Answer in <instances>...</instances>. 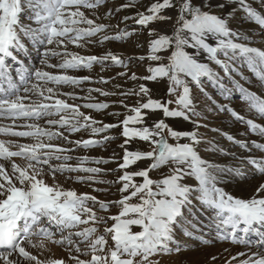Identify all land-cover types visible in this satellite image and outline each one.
Returning a JSON list of instances; mask_svg holds the SVG:
<instances>
[{"label":"snow or ice","instance_id":"obj_1","mask_svg":"<svg viewBox=\"0 0 264 264\" xmlns=\"http://www.w3.org/2000/svg\"><path fill=\"white\" fill-rule=\"evenodd\" d=\"M233 2L236 7L221 16L213 13V0H153L146 11L137 10L133 16L122 17L125 28L120 29L118 24L97 21L134 8L135 0L107 9L103 17L97 10L106 0H0V135L34 141L18 143L0 139V264H65L62 259H40L33 253L37 249L42 254L46 241L63 245L71 264H161V259L153 257L181 254L184 258L179 264H216L215 255L203 261L195 258L201 246L215 239L244 244L249 249L232 256L225 264H264V142H260L264 141V122H258L264 121V95L241 83V80L251 83L243 71L247 67L264 87V49L253 46L252 37L229 23L237 13H243V18L258 25L264 33V0H255L259 7L250 0ZM82 9L89 10L93 18ZM25 14L28 22L22 19ZM129 20L134 22L131 31L126 23ZM153 24L169 27H149ZM113 27L114 34H108ZM138 28H147V59L157 63L149 67L150 75L137 77L132 73L129 78L146 81L167 78L169 98H153L144 84L139 85L138 91L118 93L89 88L85 97L74 92L60 93L48 86L108 83L111 77L99 76L94 80L91 75L67 73L91 70L93 64H100L101 72L109 65L127 68L120 54L107 51L100 56H85L70 51L69 46L84 48L87 44L123 41L136 34ZM261 39L264 40V35ZM28 45L36 52L41 67L26 66L20 58V54L29 51ZM168 50L171 53L164 63L161 53ZM52 57L61 59L53 64ZM131 59L145 57L128 58ZM9 61L18 67L12 69ZM44 68L62 71L53 73ZM117 75L125 76L127 72ZM205 80L228 103L214 98L206 90ZM116 87L119 89L120 85ZM193 87L199 89L202 99L194 95ZM93 91L102 96L134 94L147 99L131 107L132 114L118 124H104L81 111V108L97 112L109 108L108 102H90L94 99L90 95ZM61 95L66 98H60ZM78 99L89 102L79 104ZM235 99L246 107L237 111L232 105ZM120 104L128 108L123 99ZM157 111L160 118L151 120L150 113ZM224 112L260 138L241 140L219 128L210 129L248 153L236 157L212 144L217 151L232 155L237 160L235 167L206 160L197 150L198 145L207 142L200 129L209 128L206 122L209 114ZM42 119L44 126L39 123ZM168 120L183 122L191 128L174 129ZM116 127H122L125 138L120 146L125 149L123 162L113 170L125 169L113 182L121 184L119 200H98L90 193H78L56 182L57 173L84 172L92 175L77 176V181L106 183L95 180V174L103 169L85 164H107L109 160L64 155L74 149L52 141L62 140L66 145L85 149L101 146L115 137L105 135L100 139L73 141L69 135L90 128L96 136ZM136 138L148 142L150 150L128 151L125 145ZM170 138L175 142L169 143ZM15 158L24 162L17 163ZM72 159L79 163L75 166L66 163ZM145 159L151 161L147 167L127 170ZM53 160L65 163L53 164ZM161 167L168 168L167 174L160 179L151 178L149 173ZM225 174L229 181L249 185V198L234 196L220 187ZM46 175H51V184L45 182ZM135 178H141L142 182ZM133 197L137 203H130ZM89 204H98L103 210L119 206L120 211L111 217L98 216ZM201 217L207 220L206 224ZM109 219L113 221L111 226L100 231L98 225H107ZM133 225L140 230L133 231ZM213 229L215 236L211 234ZM252 236L256 237L255 242ZM252 247L261 250L251 251ZM81 255L90 258L81 259Z\"/></svg>","mask_w":264,"mask_h":264},{"label":"rangeland","instance_id":"obj_2","mask_svg":"<svg viewBox=\"0 0 264 264\" xmlns=\"http://www.w3.org/2000/svg\"><path fill=\"white\" fill-rule=\"evenodd\" d=\"M129 2V0H106V3L97 10V14L101 17H103L104 12L107 11L109 8H116L119 7L120 5ZM153 2V0H135V7L134 8H129V9H123L120 11L118 14H115L112 18L110 19H105L102 18L98 20V23H105V24H112L113 26L119 25L120 29L125 28V23L122 22V17L124 16H133L139 11H146V8L150 6V4ZM254 4V6L259 7V5L255 2V0H250ZM217 4H223V7H218L216 6ZM236 7L235 3L233 0H213V8L212 11L213 13L217 15H227L229 12H231L234 8ZM84 10V9H82ZM86 15H89V18H93L89 14V10H84ZM169 15L170 12L168 13ZM22 19L26 22L27 21V14L22 16ZM127 25L129 26L128 30H132V26L134 22L132 20H129L126 22ZM230 26L233 27L234 29H238L245 33L247 36L252 37L255 40V43L253 46L255 47H261L264 49V40L261 39V35H264V33L261 32V29L258 25L254 24L253 22H250L243 18V13H237L232 19L229 21ZM138 27V26H137ZM149 27H158L159 29H167L169 25L167 24H159V25H149ZM115 27L112 29L108 30V34H114L115 32ZM92 39H97L96 37ZM149 35H148V30L147 28L144 29H139L137 30L136 34L128 37L126 40L123 41H116V40H110L106 41L103 44H87L84 48L77 47L76 45H70L69 50L78 52L80 55H96L100 56L106 53L107 51H111L113 53H118L120 54L121 58L125 59L126 64L128 65L127 68L119 65H109L106 67V70L101 72V65L100 64H93V67L91 70L89 69H80V70H68V75H74V76H84V75H91L94 80H96L99 76H103L106 79L107 78H112L108 83H99V82H85L81 84L79 87L71 86V85H52L49 84V87H54L56 88L60 93H70L74 92L78 97H85L88 96L89 93L87 92V89L92 88H101L105 91L109 92H120V91H127V90H137L139 89V85L144 84L146 85L150 90V95L153 98H169L168 97V88H169V82L167 78L164 79H158L156 81H146L143 79H130L129 77L131 76L132 73H135L137 77H144L150 75L149 72V67L156 66L157 62L151 61L147 59L148 54H149ZM27 44V41H25ZM29 51L26 56L24 54H20L21 59L25 62V64H28L32 61L33 65L36 67H41L39 64V58L36 61L37 54L34 50L31 49V46L28 45ZM32 52H31V51ZM191 51V49H189ZM29 53H31V60L28 57ZM171 53V50H168L166 52L161 53L165 57L164 63H167V56H169ZM145 57V59L140 60V59H131L130 61L128 60L129 57ZM29 59V60H27ZM61 58L60 57H52L50 60V63H57ZM10 67L14 69L15 67H18L17 65H12L11 61H9ZM213 68H215L217 71L220 72L221 75H223V71L219 69L215 64L211 65ZM43 70L45 71H51L53 73H59L62 70L59 69H49V68H44ZM244 74L246 76H249L251 78V83H246L245 81L241 80V83H244L246 87H250L252 91L257 92L259 95H264V87L261 86L260 81L251 73L247 67L243 69ZM120 72H127V75L125 76H118L117 73ZM13 76L16 75V73L12 72ZM239 79V77H237ZM116 85H120V88L118 89ZM204 86L206 90L213 95L214 98L221 100L224 103H228V101H224L222 97L218 95L216 92V89L208 83L206 80L204 81ZM231 86V85H229ZM193 93L194 95H197L198 98L202 99V94H200L199 89L193 87ZM91 97L94 99L90 102H108L109 103V108L105 110H101L99 112L95 110H90V109H85L81 108V111L85 112V114H90L95 120L97 121H102L104 124H118L120 121L125 119L126 115H131L132 113L129 111V109L133 106H135L138 101L143 102V100H146L147 97L141 98V96L137 95H128L127 97H121L119 95H110V96H102L99 93L93 91L91 94ZM60 98H66L63 95L60 96ZM123 99L124 105H127L128 108H125L123 105L120 104V100ZM85 101L83 99H78L76 103L83 104ZM69 103H72L71 100H69ZM232 105L234 108H236L237 111H241L243 108L246 107V105H243L239 99H235L232 102ZM175 106V105H173ZM243 114V112H242ZM161 113L160 112H155V113H150V118L151 120H156L160 118ZM58 118V117H55ZM170 124L171 127L174 129L178 130H184V129H190L191 125L185 124L180 121H172L168 120L166 121ZM209 124V128H201L200 132L204 133L205 135V140L207 141L206 143H201L198 145L197 150L199 154L201 155L202 158L206 160L213 161L219 165L222 166H227V167H235L237 166V160L236 162H231L227 163L223 161L222 157H225L226 155L223 154L222 151H217L215 148L212 147V144L215 143L216 145L219 146L220 149H222L224 152H232L235 154L236 157L240 156H246L248 155L247 152H245L241 147L238 145H235L232 141L227 140L220 132H213L210 129L212 128H219L223 132H228L231 135H233L236 139H241L245 140V133L246 135H252L247 129L246 126L241 125L239 122H236L233 120V118L230 116L229 113L224 112V113H215V114H209L208 121H206ZM258 122H264V121H258ZM8 123V122H7ZM41 126L45 125V120L42 119L39 121ZM237 128V131H233L231 128ZM100 126V125H97ZM131 126V125H130ZM242 128H239V127ZM61 131H65L64 129H60ZM243 131V133H242ZM122 127H116V128H111L107 130L105 133L98 134L96 136H93L91 133V129H82L78 133H73L69 135L70 140H86L89 138H94V139H100L103 136H113L115 139L110 140L106 142L105 144L101 146H96V147H90V148H82V147H76L74 145H66L64 141L62 140H55L52 141L53 143H58L61 146H66L73 148V151L64 153V155H70L72 157H82V156H89V157H103L106 160H109L110 162L107 164H95L92 162H88L85 164L86 167H99L103 169L104 171L95 174V180L96 181H107L106 183H98V182H80L76 180L77 176L81 175H92L89 173H84V172H65V173H57V177H61L65 179L64 182V188H73L75 189L78 193H90L91 195H94L97 197L98 200H103V201H115L119 200L121 198V193L118 191V189L121 187L120 183H113L118 179L119 176L123 174L125 169H120L118 171H113L114 169H118V165L123 162L122 158L124 155V148L120 147L121 145L124 144L125 138L122 136ZM65 135H68V133L65 131ZM3 138H8L9 140H14L18 143H33L34 141L32 138H17V137H12V136H3L0 135V139ZM260 138H257L259 140ZM175 141L172 140L171 138L169 139V143H174ZM185 142V141H181ZM125 148L128 149V151H147L150 150V146L148 142H144L139 140L138 138L133 139L130 141L128 145H125ZM15 150V149H13ZM255 151V150H254ZM225 155V156H224ZM17 163H23L20 158H15ZM53 164H58V163H65V161H56L53 160L51 161ZM66 163L71 164L73 166L77 165L79 162L76 159H72L67 161ZM151 161L149 160H141L138 161L135 165L130 166L127 170L128 171H137L142 168L147 167ZM47 171V169H46ZM168 168L167 167H161L159 169L153 170L149 173L150 177L153 179H160L162 178L163 175L167 174ZM69 177H71L69 179ZM136 181L142 182L141 178H135ZM221 184L219 185L220 187H224L225 190H229V187H234L233 183L234 181H229L227 174H225L223 177H221ZM51 184V183H50ZM94 189H105L106 191H94ZM232 194V193H231ZM138 200L137 198L133 197L130 200V203H137ZM89 207H93V210L96 212L98 216H103V217H111L114 215H117L120 211L119 206H113L109 207L107 210H103L99 207L98 204L92 205L89 204ZM201 219L204 220L205 224L207 223V220L204 217H201ZM113 223L112 220L107 221V225H98V228L100 231L103 230L104 227H110L111 224ZM133 231H139L140 228L139 226L133 225L132 226ZM205 239L208 238V229H205ZM99 234V232L97 233ZM213 236H215V230H212L211 233ZM108 238V237H106ZM109 239V244L112 243V241ZM252 241L255 242L256 237L252 236L251 237ZM224 243H231V244H236L237 246H246L244 244H238V243H233L230 240H219L215 239V241L209 245H221ZM47 245H52L56 248L57 251H60V248L62 246L63 252L65 247L63 245H59L50 241H46ZM208 246V245H206ZM206 246H201L198 250L203 249ZM58 248V249H57ZM52 251V250H51ZM73 255L76 253L73 252ZM232 256H224L220 259H217L216 264H225L226 260L231 259ZM67 259L65 260V264H71L69 261V255L66 257ZM81 259H86L90 257H85L81 255ZM184 258V254H181L180 256L177 255H172V256H164V257H153V259H161V264H179V261ZM243 257H241L242 259ZM51 259H59V258H54L52 257Z\"/></svg>","mask_w":264,"mask_h":264},{"label":"bare ground","instance_id":"obj_3","mask_svg":"<svg viewBox=\"0 0 264 264\" xmlns=\"http://www.w3.org/2000/svg\"><path fill=\"white\" fill-rule=\"evenodd\" d=\"M170 14L172 15L173 13L170 12ZM26 22H28V21H26ZM27 54H28V52L25 53L24 56H26ZM28 57H30L29 58L30 60L32 59L31 53H29ZM29 59H27V60H29ZM37 59H38V57L36 58V61H37ZM32 61H33V59H32ZM32 61L28 64H25V62H24V64L26 66L33 65ZM7 122L8 121H4V123H7ZM235 127H238V126L234 125V128H231V129L233 131H237L238 129ZM239 128H242V127L240 126ZM242 133H243V131H242ZM246 134L247 133H245L246 139H257V138H259L253 134L249 135V136H247ZM3 139H5V138H3ZM5 140H9V139L6 138ZM260 142H264V141H260ZM229 153H232V152H229ZM222 158H223V161H225L227 163L236 162V159H234V157L232 155H226L225 157H222ZM45 171H46V169H45ZM44 179H45L46 183L50 184L53 182L51 175H46L44 177ZM56 182L60 183L64 186L65 179L56 176ZM233 186L234 187H229L230 191H228V190H226V191H228L229 193H232V195L240 197V198H249V195L251 192V188L249 187V185H247V184L240 185L234 181ZM62 250H63L62 246L60 248V251H57L54 246L46 244V248H45V250H43L42 254H40L39 250H37V249H33V253L37 254L40 259H51L52 257H54V258H59V259H62L65 261L67 259L66 257H68V255H69V252L66 251L65 249H64V252ZM225 250H227V251H225ZM248 250L249 249L246 246H239V245L237 246L236 244L234 245L231 243H224L221 245H208V246L204 247L203 249L198 250L195 258L203 261V260H207L210 256L215 255L218 257V259H220L222 257V255H224V256H236L237 253L245 252ZM260 250L261 249H258L256 247L251 248V251H260Z\"/></svg>","mask_w":264,"mask_h":264}]
</instances>
